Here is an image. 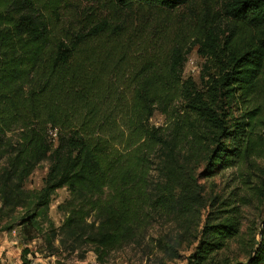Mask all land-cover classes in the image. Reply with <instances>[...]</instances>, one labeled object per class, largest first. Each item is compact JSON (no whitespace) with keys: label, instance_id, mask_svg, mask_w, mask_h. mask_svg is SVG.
<instances>
[{"label":"trees","instance_id":"1","mask_svg":"<svg viewBox=\"0 0 264 264\" xmlns=\"http://www.w3.org/2000/svg\"><path fill=\"white\" fill-rule=\"evenodd\" d=\"M82 1L110 16L69 32L56 2L43 14L41 0H0L1 205L28 201L35 212L24 223L47 221L39 255L59 248L82 259L89 248L140 246L162 220L197 227L198 179L232 169L187 264H264V219L239 242L245 263L218 258L239 241L243 208L264 202V0ZM194 47L217 71L200 87L184 77ZM154 111L159 127L149 124ZM45 161L32 198L24 183ZM61 188L69 199L54 228L47 210ZM29 255L21 251V264H39Z\"/></svg>","mask_w":264,"mask_h":264},{"label":"rangeland","instance_id":"2","mask_svg":"<svg viewBox=\"0 0 264 264\" xmlns=\"http://www.w3.org/2000/svg\"><path fill=\"white\" fill-rule=\"evenodd\" d=\"M50 2H56L54 16L58 18L61 29L69 32H77L93 26L97 21L110 16L108 10H104L100 3L94 1L41 0V3L37 5V9L46 14ZM119 10L122 13V10ZM134 10L137 11V8ZM222 23L221 30L225 31L226 25H224V22ZM210 66L211 64L208 61L197 55L196 47H194L185 63L184 77L192 78L200 87L201 77L208 76V74L210 76L217 74V71ZM207 71L208 73H206ZM219 108L222 113L228 111V105L223 100L220 102ZM234 110H236V107L232 108V112ZM149 124L159 127L164 124V117L158 111H154ZM258 162L262 163L260 160ZM48 166L49 164L46 161L39 164L24 183L25 191L30 193L32 198L42 190ZM233 172L232 169H226L212 178L198 179L204 202H206L200 212V223L197 224V227L193 225L188 231H184L177 225L168 222L163 224L165 221L162 220L149 229L146 242L140 246L130 245L125 248H114L107 252H95L92 248H89L82 259H80L82 253L79 250L71 253L69 250L63 251L59 248L55 249L53 254L44 250L39 255L36 251L37 248L44 246L45 238L51 232L47 221H36L38 225L34 226L24 223L26 217L35 212L34 206L29 205L28 201L27 204L16 208L4 207L0 203V262L1 264H21L20 253L24 248H27L32 252V255H29L28 258H34V261L39 264H187V258L197 244L194 237L198 236L209 210V202L219 196L225 197L227 194L225 190L226 181ZM68 199L69 192L66 188L55 191L50 198L47 220L54 228H58L65 218L61 206ZM242 214V235L239 241H230L225 251L218 255V258L228 256L232 262L245 263L246 255L241 251L239 242L248 240L249 232L255 231L259 226V222L264 219V202L258 201L252 206L243 208ZM22 224L23 227H21ZM157 237H162L163 244L160 247L154 243ZM165 244H168L170 249H167L164 246ZM54 246L58 247V242L55 241Z\"/></svg>","mask_w":264,"mask_h":264},{"label":"built area","instance_id":"3","mask_svg":"<svg viewBox=\"0 0 264 264\" xmlns=\"http://www.w3.org/2000/svg\"><path fill=\"white\" fill-rule=\"evenodd\" d=\"M0 264H1V262H0Z\"/></svg>","mask_w":264,"mask_h":264}]
</instances>
